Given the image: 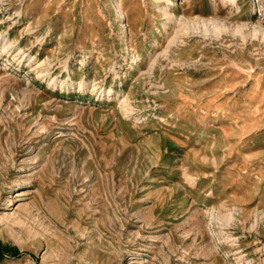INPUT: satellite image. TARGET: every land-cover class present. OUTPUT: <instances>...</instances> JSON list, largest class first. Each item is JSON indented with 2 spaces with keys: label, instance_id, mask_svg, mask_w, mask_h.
I'll return each mask as SVG.
<instances>
[{
  "label": "rangeland",
  "instance_id": "rangeland-1",
  "mask_svg": "<svg viewBox=\"0 0 264 264\" xmlns=\"http://www.w3.org/2000/svg\"><path fill=\"white\" fill-rule=\"evenodd\" d=\"M0 34V264H264V0H0Z\"/></svg>",
  "mask_w": 264,
  "mask_h": 264
},
{
  "label": "trees",
  "instance_id": "trees-1",
  "mask_svg": "<svg viewBox=\"0 0 264 264\" xmlns=\"http://www.w3.org/2000/svg\"><path fill=\"white\" fill-rule=\"evenodd\" d=\"M19 255L17 248L12 247V246H6L2 245L0 243V260H2L5 255Z\"/></svg>",
  "mask_w": 264,
  "mask_h": 264
},
{
  "label": "bare ground",
  "instance_id": "bare-ground-1",
  "mask_svg": "<svg viewBox=\"0 0 264 264\" xmlns=\"http://www.w3.org/2000/svg\"><path fill=\"white\" fill-rule=\"evenodd\" d=\"M4 36V35H3ZM3 36H1V34H0V42H2L3 41ZM19 52H20V50H19ZM19 52H18V54H19ZM17 53V52H16ZM47 72V71H46ZM42 73V72H41Z\"/></svg>",
  "mask_w": 264,
  "mask_h": 264
}]
</instances>
